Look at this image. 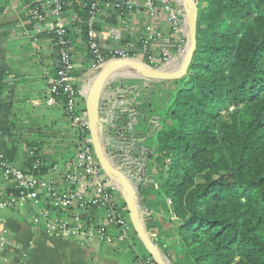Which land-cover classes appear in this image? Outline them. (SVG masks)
I'll list each match as a JSON object with an SVG mask.
<instances>
[{
    "label": "trees",
    "instance_id": "obj_1",
    "mask_svg": "<svg viewBox=\"0 0 264 264\" xmlns=\"http://www.w3.org/2000/svg\"><path fill=\"white\" fill-rule=\"evenodd\" d=\"M91 2L76 8L87 40ZM199 2L188 74L155 107L157 192L179 225L164 245L177 264H264V0Z\"/></svg>",
    "mask_w": 264,
    "mask_h": 264
},
{
    "label": "crops",
    "instance_id": "obj_2",
    "mask_svg": "<svg viewBox=\"0 0 264 264\" xmlns=\"http://www.w3.org/2000/svg\"><path fill=\"white\" fill-rule=\"evenodd\" d=\"M133 1L137 7L133 11L127 10L125 14L117 10L111 1L102 4L94 24L102 53L109 57L115 51L131 45L132 52L140 55L142 39L152 28L161 37L152 44L151 56L160 62L166 54L169 55L168 68H173L184 54L187 30L183 28L181 33L175 35L164 7L167 4L179 6L180 1L158 0L154 13L141 0ZM84 2L67 0L61 16L67 27L76 85L82 93L79 104V113L82 114L86 113V96L99 73L92 69L94 59L88 48V40L79 26L76 8ZM35 8L43 12L45 22L33 18ZM0 9L1 150L15 168L31 176L55 181L60 192L71 190L63 176L73 170L75 155L88 133L65 113L61 101L50 103L49 91L57 79L56 70L60 61L50 25L56 23L58 16L50 0H0ZM152 120L146 122V131H152L151 127L155 126L151 124ZM155 123L159 127L160 123ZM37 152L42 164L35 170L31 153ZM22 193L0 175V199ZM167 208L164 200H157L152 220L173 223L174 219L168 215ZM34 212L29 203L19 213L0 212V233L6 231L9 241L7 247H0V264H110L101 262L99 255L115 254L120 247L134 250L130 241L106 245L99 239L89 241L49 234L43 225L34 224ZM91 216L99 223L106 218L105 212L98 210L91 212ZM172 234L175 238V233ZM136 258L134 261L137 263ZM118 264L132 263L124 259Z\"/></svg>",
    "mask_w": 264,
    "mask_h": 264
},
{
    "label": "built area",
    "instance_id": "obj_3",
    "mask_svg": "<svg viewBox=\"0 0 264 264\" xmlns=\"http://www.w3.org/2000/svg\"><path fill=\"white\" fill-rule=\"evenodd\" d=\"M54 13L58 16L56 23L51 24V33L57 36L56 47L59 48L60 61L57 67V79L50 88V103L57 100L62 92L67 102L63 105L65 113L87 132L83 138L73 162V170L65 173L63 179L71 190L60 192L55 181L28 175L14 167L7 159L0 147V175L2 179L14 185V188L23 192L20 196H8L0 199V212L19 213L24 205H32L34 212L33 222L43 225L49 234H62L65 236L84 238L86 240L99 239L106 245L115 242L130 241L134 230L129 220L127 208L120 203L117 190L111 180L104 174L96 159L92 141L88 130L86 113H79V104L82 102V93L77 88V79L74 76V64L69 51L68 33L66 24L61 19L65 11L67 0H50ZM91 11L88 30V48L94 58L92 69L100 72L110 61L131 60L143 62L154 69H166L170 65L169 55L161 61L151 56V46L161 37L155 29L149 28L148 34L142 39L140 55L131 50V45L115 51L111 56L105 57L96 39L94 24L104 2H113L117 10L133 11L137 3L133 0H91ZM146 8L154 13L158 0H141ZM164 10L168 13L169 24L175 35L186 28V15L181 5L167 4ZM33 18L38 22H45L43 12L35 8ZM34 153H31V157ZM41 162L36 160L33 168L38 170ZM104 211L105 220L96 221L91 212ZM174 216V215H173ZM176 220V219H174ZM7 232L0 233V247H7L9 241ZM139 264L141 262L139 261ZM147 264H156L152 259Z\"/></svg>",
    "mask_w": 264,
    "mask_h": 264
},
{
    "label": "water",
    "instance_id": "obj_4",
    "mask_svg": "<svg viewBox=\"0 0 264 264\" xmlns=\"http://www.w3.org/2000/svg\"><path fill=\"white\" fill-rule=\"evenodd\" d=\"M186 15L187 44L182 57L173 68L154 69L150 65L131 60H114L108 62L93 79L86 96V117L92 147L98 164L104 174L111 180L113 187L122 197L129 215L131 225L142 243L144 249L156 264H169L165 251L154 242L155 235L149 233L148 225L152 221L151 209L143 206L146 203L143 197V187L140 179L127 173L125 151H118L115 146L129 147L130 143H121L112 139L124 133L123 139L129 141L135 135V124L125 123L127 117L133 115L129 110H122L118 103L126 100L127 94L136 92V88L125 89L124 83L114 81L116 76L124 75L138 80L152 82H172L184 78L190 69L197 51V30L199 18V0H179ZM118 84V87L116 86ZM119 88V89H118ZM114 107H110L111 105ZM110 105V106H109ZM127 103L125 106H130ZM118 123H121L118 125ZM124 125L126 128H123ZM117 130L116 133L113 131ZM128 134V135H126ZM139 143L142 140H138ZM138 142L134 147H138ZM156 147H154L155 151ZM152 158V155H150ZM122 163L123 166H119ZM125 165V167H124ZM144 173L141 174V178ZM154 183V182H152ZM146 213L147 215L145 216Z\"/></svg>",
    "mask_w": 264,
    "mask_h": 264
},
{
    "label": "rangeland",
    "instance_id": "obj_5",
    "mask_svg": "<svg viewBox=\"0 0 264 264\" xmlns=\"http://www.w3.org/2000/svg\"><path fill=\"white\" fill-rule=\"evenodd\" d=\"M114 81H122L125 85V89L123 91L128 93V89L136 88V92H131L127 94L126 100L123 102L118 103L122 110H129L132 117H127V119L123 122L129 123V124H135V118H137L136 124H135V135H131V139L129 141H125L123 139L124 133L120 134L119 136L115 137L114 135L111 137L112 139L119 141L121 143H130L131 146L129 147H118L115 146V153L116 156H119L118 151L121 149L125 151L124 156L127 157L126 165L127 169L126 172L132 174L135 178L140 179V184L143 187V197L146 199V203L143 204V206H147L151 209V217L153 208L157 203V200H164L168 205V215L171 216L172 219H177L175 216H173V211L171 209L172 207V201L168 198H165L164 196L158 195V170L156 168V161H155V153H154V144L152 142L153 140V133L158 129L157 123L154 124V122L160 123V116L155 111V107L157 105L158 99L157 95H159L161 98L166 99L167 98V89L169 88L170 84L169 82H152V81H143L134 79L131 77H127L124 75L116 76ZM118 87V85H116ZM119 89V88H118ZM131 103L130 106H125L127 103ZM111 105V106H110ZM110 107L113 104H110ZM154 107V108H152ZM152 120V125L157 126L155 128L151 127L152 131H149V129L146 131V122ZM121 123H118L120 125ZM122 126V125H121ZM123 128H126L124 125ZM117 130L113 131V133H116ZM128 135V134H126ZM138 140H142L141 143L138 142ZM138 142V147H134L133 144ZM150 155H152V158H150ZM119 166H123L122 163H119ZM125 167V165H124ZM144 173V177L141 178V174ZM154 182V183H152ZM120 197V202L122 205L126 207L122 197ZM145 216L147 215L144 213ZM157 219V218H156ZM178 220H174L173 223H170L168 221L159 222V221H151V223L148 225L149 233L152 235H155L154 242L158 244L166 253L169 264H177V249L170 248L168 250L165 249L164 244H168L170 246L175 247L177 243L179 242V236H178ZM134 230V229H133ZM172 232L175 233V238ZM130 243L134 246V250L126 248L123 249V247L119 248L117 253L112 255H105L100 254L99 259L101 262H109L110 264H118L122 260L125 259V261L129 263H136L134 259L136 258L137 263L139 264V261L141 264H147L151 261V257L148 255L146 250L144 249L142 243L140 242L139 238L137 237L135 231L133 233L132 238L130 239ZM112 247V246H111ZM107 248V247H106ZM114 248H117L116 245H114ZM106 253V252H105Z\"/></svg>",
    "mask_w": 264,
    "mask_h": 264
}]
</instances>
